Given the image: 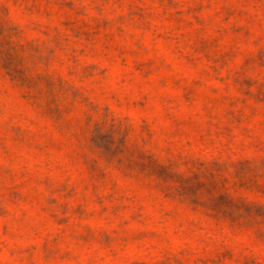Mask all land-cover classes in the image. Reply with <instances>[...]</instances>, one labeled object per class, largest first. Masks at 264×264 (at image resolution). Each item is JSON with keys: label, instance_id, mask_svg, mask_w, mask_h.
Listing matches in <instances>:
<instances>
[{"label": "rangeland", "instance_id": "rangeland-1", "mask_svg": "<svg viewBox=\"0 0 264 264\" xmlns=\"http://www.w3.org/2000/svg\"><path fill=\"white\" fill-rule=\"evenodd\" d=\"M0 264H264V0H0Z\"/></svg>", "mask_w": 264, "mask_h": 264}]
</instances>
